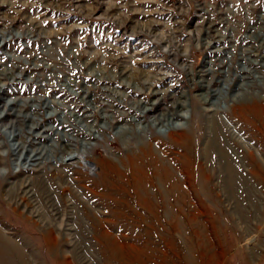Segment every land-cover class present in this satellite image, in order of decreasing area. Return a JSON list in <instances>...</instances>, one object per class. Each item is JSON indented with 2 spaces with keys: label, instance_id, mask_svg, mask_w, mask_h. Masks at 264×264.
<instances>
[{
  "label": "rangeland",
  "instance_id": "obj_1",
  "mask_svg": "<svg viewBox=\"0 0 264 264\" xmlns=\"http://www.w3.org/2000/svg\"><path fill=\"white\" fill-rule=\"evenodd\" d=\"M0 264H264V0H0Z\"/></svg>",
  "mask_w": 264,
  "mask_h": 264
},
{
  "label": "bare ground",
  "instance_id": "obj_2",
  "mask_svg": "<svg viewBox=\"0 0 264 264\" xmlns=\"http://www.w3.org/2000/svg\"><path fill=\"white\" fill-rule=\"evenodd\" d=\"M231 167V166H230ZM232 168V167H231ZM236 172V171H235ZM231 174H232V172H231ZM231 174H229L230 176H232ZM257 174V173H256ZM261 175V174H260ZM263 175V174H262ZM232 180V179H231ZM234 185H235V183H234Z\"/></svg>",
  "mask_w": 264,
  "mask_h": 264
}]
</instances>
